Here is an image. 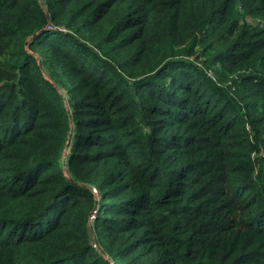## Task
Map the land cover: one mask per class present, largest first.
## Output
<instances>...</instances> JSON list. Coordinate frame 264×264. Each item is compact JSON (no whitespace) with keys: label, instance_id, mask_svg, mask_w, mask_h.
Wrapping results in <instances>:
<instances>
[{"label":"trees","instance_id":"1","mask_svg":"<svg viewBox=\"0 0 264 264\" xmlns=\"http://www.w3.org/2000/svg\"><path fill=\"white\" fill-rule=\"evenodd\" d=\"M0 264H264V0H0Z\"/></svg>","mask_w":264,"mask_h":264},{"label":"built area","instance_id":"2","mask_svg":"<svg viewBox=\"0 0 264 264\" xmlns=\"http://www.w3.org/2000/svg\"><path fill=\"white\" fill-rule=\"evenodd\" d=\"M92 191L94 192L95 190L92 188Z\"/></svg>","mask_w":264,"mask_h":264}]
</instances>
